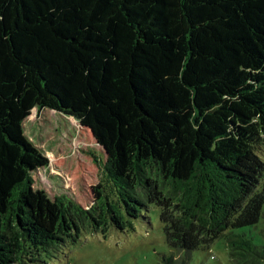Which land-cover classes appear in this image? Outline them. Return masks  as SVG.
I'll list each match as a JSON object with an SVG mask.
<instances>
[{
	"label": "trees",
	"instance_id": "trees-1",
	"mask_svg": "<svg viewBox=\"0 0 264 264\" xmlns=\"http://www.w3.org/2000/svg\"><path fill=\"white\" fill-rule=\"evenodd\" d=\"M33 109L104 151L90 207L33 189ZM151 206L171 250L224 240L264 264L243 231L264 219V0H0V264H47Z\"/></svg>",
	"mask_w": 264,
	"mask_h": 264
},
{
	"label": "rangeland",
	"instance_id": "rangeland-1",
	"mask_svg": "<svg viewBox=\"0 0 264 264\" xmlns=\"http://www.w3.org/2000/svg\"><path fill=\"white\" fill-rule=\"evenodd\" d=\"M23 123L24 136L49 161L47 167L32 173L33 189L45 192L50 200L64 198L90 207L92 188L102 180L106 159L90 131L48 109H33ZM159 212L157 207H149L134 221L132 231L112 230L105 239L100 234L86 235L77 244L67 245L47 264H164L162 259L169 256L185 258V264H232L224 240L216 241L208 250L189 254L171 250L165 242ZM243 231L255 245L264 248V219L255 228Z\"/></svg>",
	"mask_w": 264,
	"mask_h": 264
},
{
	"label": "water",
	"instance_id": "water-1",
	"mask_svg": "<svg viewBox=\"0 0 264 264\" xmlns=\"http://www.w3.org/2000/svg\"><path fill=\"white\" fill-rule=\"evenodd\" d=\"M91 136H92V134H91ZM93 137V136H92Z\"/></svg>",
	"mask_w": 264,
	"mask_h": 264
}]
</instances>
